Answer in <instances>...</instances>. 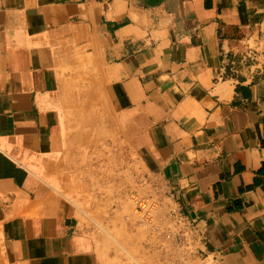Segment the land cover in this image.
<instances>
[{"label": "crops", "instance_id": "crops-1", "mask_svg": "<svg viewBox=\"0 0 264 264\" xmlns=\"http://www.w3.org/2000/svg\"><path fill=\"white\" fill-rule=\"evenodd\" d=\"M0 264H264V0H0Z\"/></svg>", "mask_w": 264, "mask_h": 264}, {"label": "built area", "instance_id": "built-area-1", "mask_svg": "<svg viewBox=\"0 0 264 264\" xmlns=\"http://www.w3.org/2000/svg\"><path fill=\"white\" fill-rule=\"evenodd\" d=\"M136 203V212L143 219L151 221L154 213L159 207V202L152 196L133 197ZM171 217L176 228L175 240L178 244L186 246L188 249H194V242L191 237L195 230V226L180 207H174L171 210Z\"/></svg>", "mask_w": 264, "mask_h": 264}]
</instances>
